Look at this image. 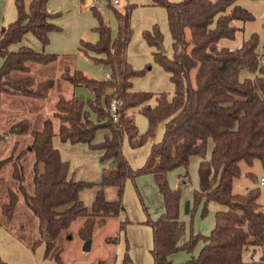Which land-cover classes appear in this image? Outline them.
<instances>
[{
  "label": "trees",
  "instance_id": "16d2710c",
  "mask_svg": "<svg viewBox=\"0 0 264 264\" xmlns=\"http://www.w3.org/2000/svg\"><path fill=\"white\" fill-rule=\"evenodd\" d=\"M48 1L30 0L27 7L24 0H16L17 20L0 29V58L4 60L0 67V143L8 136L1 129L3 98L14 94L45 99L57 83L54 78L36 77L35 64L63 62L59 78L75 92L71 97L58 95L54 118H46L41 127L35 128L29 118L12 124L11 132L28 133L31 140L20 150L17 142L12 155L0 159V172L8 161L13 162L12 176L17 182L16 188L7 189L8 201L2 204L0 225L12 230L10 225L22 198L38 220V236L29 243L30 248L45 243V258L62 263L61 238L72 236L71 226L75 221L82 219L79 237L83 241L92 240L97 226L126 210L123 197L127 180L152 174L165 205L157 219L146 221L153 231L154 264H264L261 187L255 184L244 193L234 192V182L242 176V162L252 167L259 161L264 169L262 37L253 32L239 48L220 47L222 39L236 38L240 27L235 22L253 21V13L238 4V0H153L167 10L173 39L172 57L161 51L163 35L158 27L146 31L144 37L150 45H157L155 58L171 74L175 92L170 97L165 92L132 89V79L144 71L136 70L127 59L133 36L134 5L129 3L114 2L113 5L108 0L107 6L118 22L115 37L102 10L93 3L90 5L98 20L99 40L96 43L82 40L80 50L109 68L105 79L90 77L65 63L70 55L39 52L30 46L12 50L28 32L43 46L49 44L50 33L59 26L51 21L54 14L48 11ZM243 72L248 74L242 77ZM80 89L91 95L85 96ZM114 100L119 103L117 119L111 112ZM135 109L148 119L146 133L139 131L132 113ZM55 120L59 123L57 128ZM161 122L165 124L162 139L152 145L142 167L132 168L123 152L124 138L128 137L132 148H138L155 135ZM101 129H108L111 134L96 146L93 141ZM56 135L63 141L86 143L103 151L101 161H110V165L103 168L101 182L70 178L69 163L53 145ZM210 141L213 147L209 153ZM30 156L33 160L29 169L26 160ZM194 156L200 159L199 189L194 192L189 214L194 213L202 201H205L204 215L208 213L210 201L217 202L222 209L216 211L215 226L210 234L192 232L183 242L186 223L181 218L182 191L171 187L168 174L183 167L186 174L181 178L189 177V165ZM247 176L253 183L259 179L253 172H248ZM28 179L31 188L27 185ZM112 186L117 188L115 200L106 196L105 189ZM92 187H96V192L88 207L80 194ZM128 223L122 222L121 228ZM19 239L25 241L24 237ZM200 242L203 245L197 256L182 263L172 260V256L181 251L192 254ZM259 252L260 256L255 257ZM129 262L127 252L124 264Z\"/></svg>",
  "mask_w": 264,
  "mask_h": 264
},
{
  "label": "rangeland",
  "instance_id": "374dc122",
  "mask_svg": "<svg viewBox=\"0 0 264 264\" xmlns=\"http://www.w3.org/2000/svg\"><path fill=\"white\" fill-rule=\"evenodd\" d=\"M178 1L181 0L173 2ZM111 2L115 5L113 0H111ZM123 4L124 1L118 3V5ZM130 4L134 5L131 17L133 23L132 28L134 30L129 45L128 59L129 63H131L136 70L144 71L141 76H137L134 79L135 90L138 92H165L171 97L175 92V85L171 81L169 72H167L155 58L158 47L157 45H150L144 37L146 31H152L155 26L158 27L163 35L162 44L166 48V53L168 57H172L173 40L169 28L167 10L163 6L153 4V1L150 3L141 4L138 2ZM90 5L87 6V3H82L76 6V8H72L71 11L69 9L68 13L61 10L58 12V20L60 21L59 25L61 29L57 32L59 33L57 35L60 36L58 38L59 41L56 42L60 46H67V48L71 50L69 51L71 53L68 54L71 55L75 68L90 77L105 79L107 74H109V68L85 56L79 46L82 40L91 43H96L99 40V34L96 29L98 20ZM93 5L102 10L107 23L112 29L113 36H117L118 22L114 13L107 6L108 0H94ZM241 6L253 13L255 19L246 23L245 29L237 36L233 44L241 42L242 38L245 39L249 37L253 32L259 33L262 37V43H264V0H241ZM61 12L62 14H60ZM57 54L63 55L61 53ZM91 55L95 54L91 53ZM98 57L102 56L98 55ZM62 69L63 62L34 65L33 74L36 77L40 79L54 78L57 80L55 87L45 99H35L14 94L6 95L3 98L1 129L3 132H6L8 136L0 143V159L10 157L13 147L17 142L20 143L18 148V150H20L31 140L30 134L28 133L17 134L10 131L15 121L21 118H29L32 120L33 126L39 128L46 118H54V104L59 94H64L67 97L72 96L73 87L59 78ZM247 74V72H243L242 77ZM132 113L140 133H146L149 127L147 117L137 109L133 110ZM92 117H95V115ZM58 124V121L55 120L56 128ZM163 126L164 122L158 124L155 135L150 137L138 148H132L128 137L124 138L123 152L132 168H140L146 163L152 143L156 140H161L164 135ZM109 132L108 129L99 130L93 144L96 146L101 145L106 138L110 136ZM56 136L59 137L58 141L63 148L65 161L69 163L70 178L85 182H101L103 168L110 165V161L106 163L101 161V149H98V147H91L86 143L73 144L70 141H63L59 135ZM58 150L60 151V148H58ZM32 160V156L26 160L29 169L31 168ZM199 160L197 156L192 157L189 165V177L181 178V176L186 174L185 168L183 167L173 170L168 174L171 187L182 191V203L184 206L187 201H190V203L194 202V192L199 189ZM241 167L242 176L235 180L234 192L244 193L247 188L255 184L259 185L262 190L259 201L263 202L264 183H261L260 178L262 176L264 177V169L261 163L256 161L254 166L251 167L242 162ZM248 172H253L258 176L259 179L257 183H253L250 180L247 176ZM12 174L13 162L8 161L0 172V210L2 204L8 201L7 189L9 187H17V182L14 180ZM30 179L27 180V185L31 188ZM110 189H112L111 191L114 193L115 197L109 200H115L117 198L116 188L111 187ZM95 190L96 187L85 188L80 194L81 199L88 207L92 205L95 197ZM110 193L111 192H109V194ZM157 196H161L160 198H162L163 203V196L159 192L152 174L140 175L135 179L129 178L126 182L123 197L126 210L121 212L119 217H114V220L109 222L105 227L96 228L93 246L89 250L84 249L86 242L78 235V229L82 223V219L75 221L71 226L72 236H63L61 238L64 244L62 263L100 264L101 262L99 261L101 260L104 263L107 262V264H124V258L128 252L130 260L132 259V263L129 262L128 264H154L151 252L153 248V231L146 221L148 218L155 220L161 215V213H159L160 203ZM183 205L181 218L186 223L185 240L183 242L187 241L192 232L204 235L210 234L215 226L216 211L222 209V206L217 202L210 201L208 203V213L204 215L203 208L205 201H202L196 211L190 214L189 212H185V207ZM124 221H129L128 224L134 225V227L132 229H130L131 227H127L126 231L124 230L121 233V223ZM2 226L4 227V225ZM10 226L12 230H7V232L14 235L17 239H19L20 236L24 237L25 241L19 240L30 248L29 243L38 236V220L25 206L22 198L19 201L15 219ZM107 236H120L121 240H119L118 244H110L105 241ZM202 244V242L198 243L192 254H188L186 251L179 252L175 256L176 261L182 263L189 260L192 256H197L202 248ZM41 248L42 245L37 246L35 249L40 250ZM33 250L34 249L31 248L32 252ZM55 264L60 263L55 261Z\"/></svg>",
  "mask_w": 264,
  "mask_h": 264
},
{
  "label": "crops",
  "instance_id": "0c3cea01",
  "mask_svg": "<svg viewBox=\"0 0 264 264\" xmlns=\"http://www.w3.org/2000/svg\"><path fill=\"white\" fill-rule=\"evenodd\" d=\"M24 1H25L26 6L28 7L29 3H30V0L29 1L24 0ZM121 1H124V4H126V3H129V4L130 3H138V2L142 4V3H150L153 0H119V3ZM140 1H145V2H140ZM171 1H176V0H171ZM81 2L85 3V4L87 3V1L83 2V0H49L48 1V11L51 14H54V17H53V19L51 21L53 23H55L57 26H59L58 30L53 31V32L50 33V35H49V37H50L49 44L46 45V46H43L42 43L39 41V39L33 33L28 32L24 36L22 42L13 45L11 47V49L12 50H18L21 46H30V47L34 48L36 51H39V52L61 53L63 55H69L68 53H71V52H69L71 50H69L67 48V46H60L56 42V41H59L58 38L60 36V35H57V34H59L57 32L60 31V29H61V26L59 25L60 21L58 20L59 19V13L58 12L61 10V11H64V12L68 13L69 9L71 11L72 8H76V6L82 4ZM92 3H94V0H92ZM237 3L241 5V0H238ZM153 4H154V1H153ZM60 14H62V12ZM17 18H18V8H17L16 0H0V29L8 27L11 23L15 22L17 20ZM235 23H236L237 26L240 27V30L236 34V38L235 39H227V38L222 39L220 41V47H226V48H229L231 50H234L236 48H239L242 45V42H243L244 38H242L241 42H238V43H235V44H233V42H235V40L237 39V36H239V34H241L242 31L245 29L246 23H243L242 21H236ZM131 25L133 27L132 20H131ZM128 50H129V46H128ZM127 59H128V51H127ZM3 61L4 60L2 58H0V66L2 65ZM128 61H129V59H128ZM67 62H68V64L74 65L73 64V60L71 58H69L65 63H67ZM169 75H170V78H171V74L170 73H169ZM106 77H108V74H107ZM134 79L135 78L132 79V89L134 91H136L135 90V86H134V81H135ZM73 92H75L74 89H73ZM76 92H79V89H77ZM80 92L83 93L85 96L86 95L87 96L91 95V93H88V92H86L84 90H81V89H80ZM163 127H164V131H165V124H164ZM109 134H111V133L109 132ZM58 138H59L58 136L53 137V145L57 149L60 148V151H61L60 153H62V155H61L62 159L64 158L63 160H65V157H64V154H63V148L60 146ZM155 142H158V140L154 141L152 143V145ZM212 147H213V142L210 141V143H209V153L211 152ZM101 152L103 154V151H101ZM110 188L111 187H107L105 189L106 190V196H107L108 199H114L115 195L111 191L112 189H110ZM116 191H117V188H116ZM95 192H96V190H95ZM109 192H111V193L109 194ZM160 197L161 196H159V197L157 196V198L159 200V203H160L159 213L162 214L164 212L165 205H164V201L162 203V198H160ZM182 205H183V203H182ZM113 220H114V217L108 218L105 221L104 224H102L100 226H97V227L103 228L109 222H112ZM128 225H126L123 229L120 228L121 233L124 230L126 231L127 227H129V228L131 227L130 229H132L134 227V225H129V226ZM7 230L8 229H6L2 225H0V264H48V263L55 264L54 260H50V259L45 258V247H46L45 243L41 244L42 248L40 250L34 249L33 252H32L31 248L27 247L24 243H22L14 235H11L10 233H8ZM115 236H107L105 241L107 243H110V244H118L119 240H121V238H120V236H118V237H115ZM184 238H185V236L183 237L182 241L185 240ZM93 240L94 239L91 240V248L93 246ZM41 245H39V246H41ZM177 254H174L172 256V260L175 263H181V262H177L176 261V257L175 256ZM247 256H248V258H250V253H247ZM259 256H260V252L255 255V257H259ZM105 263L107 264V262H105ZM105 263L103 262L102 264H105ZM130 263H132V259L130 260ZM60 264H64V262L60 263Z\"/></svg>",
  "mask_w": 264,
  "mask_h": 264
},
{
  "label": "built area",
  "instance_id": "2783aa9c",
  "mask_svg": "<svg viewBox=\"0 0 264 264\" xmlns=\"http://www.w3.org/2000/svg\"><path fill=\"white\" fill-rule=\"evenodd\" d=\"M114 2L118 3L119 0H114ZM260 59H261L262 63L264 64V43H262V45L260 47ZM118 109H119V103L116 100H114L111 103V112H112L115 119H117L119 117ZM261 183H264V177L261 178Z\"/></svg>",
  "mask_w": 264,
  "mask_h": 264
},
{
  "label": "water",
  "instance_id": "95a60500",
  "mask_svg": "<svg viewBox=\"0 0 264 264\" xmlns=\"http://www.w3.org/2000/svg\"><path fill=\"white\" fill-rule=\"evenodd\" d=\"M91 2H92V0H87V6H89L90 4H91ZM160 47H161V51L162 52H166V48L163 46V44H161L160 45ZM81 97H83V96H81ZM20 131H18V130H16L15 131V133H19ZM190 206H191V203H190V201H187L186 203H185V212L186 213H188L189 212V210H190ZM48 238V237H47ZM85 250H89L90 248H91V240H88V241H86V243H85Z\"/></svg>",
  "mask_w": 264,
  "mask_h": 264
}]
</instances>
